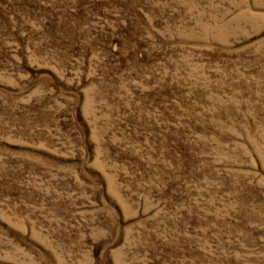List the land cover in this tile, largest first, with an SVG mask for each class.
Wrapping results in <instances>:
<instances>
[{"label":"rangeland","instance_id":"rangeland-1","mask_svg":"<svg viewBox=\"0 0 264 264\" xmlns=\"http://www.w3.org/2000/svg\"><path fill=\"white\" fill-rule=\"evenodd\" d=\"M0 264H264V0H0Z\"/></svg>","mask_w":264,"mask_h":264}]
</instances>
